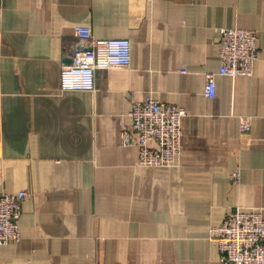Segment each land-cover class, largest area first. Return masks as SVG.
<instances>
[{"label": "crops", "instance_id": "0c3cea01", "mask_svg": "<svg viewBox=\"0 0 264 264\" xmlns=\"http://www.w3.org/2000/svg\"><path fill=\"white\" fill-rule=\"evenodd\" d=\"M78 25L132 44L95 90L60 86ZM225 26L255 29L258 59L208 97ZM149 93L186 110L175 165H139L122 140ZM22 189L0 264H225L211 228L226 208L264 216V0H0V190Z\"/></svg>", "mask_w": 264, "mask_h": 264}, {"label": "built area", "instance_id": "2783aa9c", "mask_svg": "<svg viewBox=\"0 0 264 264\" xmlns=\"http://www.w3.org/2000/svg\"><path fill=\"white\" fill-rule=\"evenodd\" d=\"M79 39L73 49L71 62L63 66L60 77L62 90H95L99 68L129 66L132 44L127 37H95L92 28L75 27ZM220 33V67L206 75L205 94H216V74L237 77L251 75L258 59L255 29L225 26ZM131 124L123 127L125 144H137V164L144 166H172L178 161L183 135V107L164 102L149 93L142 100H134L130 110ZM241 129L249 130V117L241 121ZM238 182L240 172L231 173ZM30 195L26 190H0V245L19 241L22 237L20 216L22 204ZM219 257L225 264H264V216L259 210L241 207L226 208L223 221L211 228Z\"/></svg>", "mask_w": 264, "mask_h": 264}]
</instances>
